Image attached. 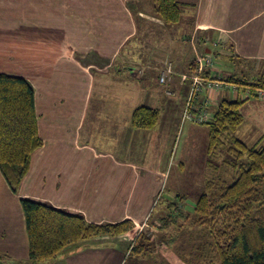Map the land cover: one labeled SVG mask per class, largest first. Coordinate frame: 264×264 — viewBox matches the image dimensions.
<instances>
[{"label": "crops", "instance_id": "crops-1", "mask_svg": "<svg viewBox=\"0 0 264 264\" xmlns=\"http://www.w3.org/2000/svg\"><path fill=\"white\" fill-rule=\"evenodd\" d=\"M67 1L69 19L81 22L70 25L60 37L54 29L38 26L17 31L15 38L8 35L10 30L1 29L0 71L33 85L43 140L20 193L26 195L23 198L53 202L54 207L81 214L91 223L131 219L138 228L164 193V173L138 162L144 153L137 149L154 135L159 143H171L177 130L185 128L182 119L191 80L182 82L180 77L195 73L196 55L213 57L207 77L219 71L226 81L256 82L264 76V0H178L185 7L175 25L155 15L153 0ZM23 15L27 21H38L33 12ZM51 16L50 20L56 19L55 10ZM88 19L102 25L93 23L89 33L83 24ZM226 63L231 66L225 72ZM168 65L174 73L162 83L160 74ZM245 90L239 87L236 93L214 95L208 121L221 100L244 102L243 123L234 136L249 147L261 146L264 100H248ZM140 106L159 111L154 129L132 126L133 112ZM189 122L205 126L209 141L207 122ZM0 181L10 190L1 173ZM18 229L15 244L22 246L14 250H23L25 257H13L27 260L25 222ZM134 231L75 244L67 249L72 251L66 258L54 264H123L139 233Z\"/></svg>", "mask_w": 264, "mask_h": 264}, {"label": "trees", "instance_id": "trees-1", "mask_svg": "<svg viewBox=\"0 0 264 264\" xmlns=\"http://www.w3.org/2000/svg\"><path fill=\"white\" fill-rule=\"evenodd\" d=\"M153 2L155 15L165 24L175 25L181 21L183 3L178 0ZM193 65L195 67L194 60ZM227 81L252 92L264 89V76L256 82L236 78ZM206 98L205 94L195 99L194 105L202 104ZM243 103L221 100L212 120L207 122V166L217 169L219 166L213 159L221 154L219 168H231L235 180L230 183L221 176L207 179L204 191L195 202L188 204L186 196L180 194L167 199L160 215L151 219L150 224L152 217L145 223L150 231L141 229L134 238L127 250L126 262L132 257L140 263L157 258L158 247H169L178 238V234L171 235L173 228L181 233L189 223L191 227L207 231L208 242L200 248L202 263L264 264V144L249 147L234 136L243 123L240 111ZM158 121L159 111L147 106L136 108L132 115V126L137 129L152 130ZM42 147L33 85L24 77L0 71V173L13 194H19L32 157ZM160 199H164L163 195H159L156 203ZM20 204L28 238V259H16L0 249V264H53L66 258L72 251L67 249L75 244L102 237L117 238L136 229L131 219L97 224L49 203L22 198ZM180 219H184L185 224H180ZM156 234L169 237L158 242Z\"/></svg>", "mask_w": 264, "mask_h": 264}, {"label": "rangeland", "instance_id": "rangeland-1", "mask_svg": "<svg viewBox=\"0 0 264 264\" xmlns=\"http://www.w3.org/2000/svg\"><path fill=\"white\" fill-rule=\"evenodd\" d=\"M67 2V0L65 2L64 0H0V38H2L1 35H4L1 29L6 28L10 30L8 35L15 38L17 31L21 33L35 26H38L42 30L54 29L57 33L56 37H60V33L66 31L70 25L79 26L81 22L80 20L74 21L69 19L70 16L65 11L67 6L70 5ZM145 7L148 8L149 5L146 4ZM53 10L56 11L57 17L55 20H50ZM123 10L128 12L127 8H123ZM26 11L33 12L38 21H27L23 15ZM90 11L88 13H92ZM93 23L99 26L102 25L101 21H90V19L83 23L85 27H88L89 33L91 27L94 26L92 25ZM123 23V21H120L122 27L125 25ZM70 39L71 37H69ZM106 39L104 38V41ZM153 39L155 40L156 38ZM91 44L94 43H89V46ZM73 54L79 57V53ZM230 66L229 63L223 64L222 69L226 72ZM251 98L255 97L251 96L248 100ZM186 121L182 123H186L184 125L185 128L177 130L175 138L172 139L171 143H159L154 135L153 139L151 138L145 142L144 147L137 149V151L144 153L142 156H139L142 159L138 162L145 163L147 166H152L154 168L153 170H160V172L164 173V184L162 188L164 199H160L156 204L154 202L153 209L151 208L148 214V218L152 217L148 221L149 224L151 219L154 220L160 215L167 199L171 200L180 194L186 196L189 200L187 204L195 202L198 196L204 191V184L207 179L220 178L221 176L226 181L232 183L236 178L231 168L226 166L219 168L221 167L222 161L221 154L213 159V162L219 166L217 169H214V167L210 169L207 166V128L201 125H193L189 120ZM177 136L178 138L176 139ZM152 151L157 153L158 156H154V154L150 155ZM3 184V181H0V249L12 257L13 254L19 257H25L23 250L14 249L17 246H22L21 243L17 246L15 243L19 240L20 236L18 228L21 229L22 226L24 227L25 222L19 201L23 197H26V195L20 192L18 195H15L12 191L5 190L6 187ZM52 203L50 204L52 205ZM155 205L157 207L154 210ZM52 206L54 207V205ZM180 220V224H185L184 219ZM137 225L138 228L136 230L138 229L140 231V229H144L145 232L150 231V228H147L149 226L146 224L138 223ZM154 229L152 228L151 231H154ZM175 234H178V238L171 243L172 245L169 244V247L157 248V258H149L140 263V260L132 257L123 264H205L201 261L202 251L200 248L204 247L208 242L207 231L204 228L191 227L188 223L187 227H184L181 233L178 232L177 228H173L171 235ZM167 237L169 236L156 234V241H163L164 239H168Z\"/></svg>", "mask_w": 264, "mask_h": 264}, {"label": "built area", "instance_id": "built-area-1", "mask_svg": "<svg viewBox=\"0 0 264 264\" xmlns=\"http://www.w3.org/2000/svg\"><path fill=\"white\" fill-rule=\"evenodd\" d=\"M195 73L191 76L181 75V81L191 80L190 92L187 98L186 107L183 114L182 121H193L196 123L207 122L210 118L209 109L215 105L214 95L222 92L229 91L236 93L239 90L238 85L228 82L221 76L219 71H216L214 76L207 77L205 75L207 66L213 67V57L207 54H198L194 58ZM172 67L168 65L167 69L164 70L160 75V81L166 83L170 79L172 74ZM203 93H206V99L202 104H195L194 100L201 97ZM246 98L254 96L260 100H264V89L256 90L252 92L246 89L244 92Z\"/></svg>", "mask_w": 264, "mask_h": 264}]
</instances>
